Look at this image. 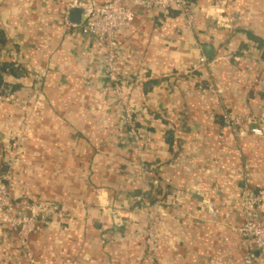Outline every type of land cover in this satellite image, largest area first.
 Returning <instances> with one entry per match:
<instances>
[{
	"label": "crops",
	"instance_id": "crops-1",
	"mask_svg": "<svg viewBox=\"0 0 264 264\" xmlns=\"http://www.w3.org/2000/svg\"><path fill=\"white\" fill-rule=\"evenodd\" d=\"M66 1L0 0V63L27 71L2 75L15 100L0 102V163L18 210L39 200L63 214L30 236L33 264H243L236 229L243 191L264 185V128L238 137L222 115L264 112V0H194L192 27L176 11L138 10L118 35L121 94L104 44L60 27ZM26 263L0 224V264Z\"/></svg>",
	"mask_w": 264,
	"mask_h": 264
},
{
	"label": "built area",
	"instance_id": "built-area-1",
	"mask_svg": "<svg viewBox=\"0 0 264 264\" xmlns=\"http://www.w3.org/2000/svg\"><path fill=\"white\" fill-rule=\"evenodd\" d=\"M65 7L64 17L60 27L64 31H73L83 35L91 41L104 44L106 52L102 61L103 71L107 79L113 85L117 94H121V75L118 71V56L121 52L118 35L123 30H129L134 26L136 12L144 9L148 12H161L169 14L178 12L187 26L192 27L195 21L196 10L190 0H69L63 3ZM71 7L81 9V21L78 24L71 22L68 12ZM14 53V52H13ZM205 56H200L193 65L206 63ZM261 87L262 102L264 107V80L257 79ZM15 96L10 92L9 86L0 84V102H13ZM124 117L128 134L135 133V120L132 110L125 105ZM223 125L227 131H232L238 137L248 135H262L264 128V112L259 116L252 114L241 115L224 112ZM211 217H216V211L212 203H208ZM13 202L11 187L6 172L0 173V224L13 228L17 233V241L22 247L26 264H33V256L29 246L32 233L41 230L49 221L63 217V214L52 210L48 205L39 200H25L21 209H17ZM112 218L115 225L122 223V210H112ZM242 212L243 223L237 227V232L245 239L250 247L242 255L243 264H256V252L264 253V185L254 192L243 191ZM253 212L262 217L261 221L252 218ZM154 221L146 225L145 230V259H148L157 246Z\"/></svg>",
	"mask_w": 264,
	"mask_h": 264
},
{
	"label": "trees",
	"instance_id": "trees-1",
	"mask_svg": "<svg viewBox=\"0 0 264 264\" xmlns=\"http://www.w3.org/2000/svg\"><path fill=\"white\" fill-rule=\"evenodd\" d=\"M192 3L194 2V0H190ZM5 38H4V34L2 29L0 28V49H1V45L4 44ZM6 73V74H11L13 76H22L25 75L27 73L26 69L21 65V63H17V62H1L0 63V84L4 83L3 81V77L2 75ZM6 169V166L1 162L0 163V173L4 172V170ZM149 196V195H148ZM145 194L144 198L148 197ZM142 199V196H141ZM255 217L258 218V213L255 212Z\"/></svg>",
	"mask_w": 264,
	"mask_h": 264
},
{
	"label": "water",
	"instance_id": "water-1",
	"mask_svg": "<svg viewBox=\"0 0 264 264\" xmlns=\"http://www.w3.org/2000/svg\"><path fill=\"white\" fill-rule=\"evenodd\" d=\"M68 18L71 22L78 24L81 21V9L79 7H71L68 12ZM204 52L207 56L212 54V49L210 46L204 47Z\"/></svg>",
	"mask_w": 264,
	"mask_h": 264
}]
</instances>
